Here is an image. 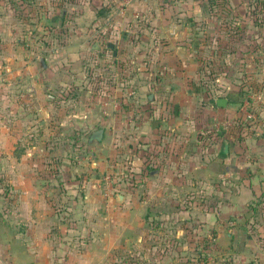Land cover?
I'll list each match as a JSON object with an SVG mask.
<instances>
[{
  "label": "rangeland",
  "instance_id": "rangeland-1",
  "mask_svg": "<svg viewBox=\"0 0 264 264\" xmlns=\"http://www.w3.org/2000/svg\"><path fill=\"white\" fill-rule=\"evenodd\" d=\"M62 1L66 6L56 0L57 9L48 15L43 28L34 25L33 20L36 18L28 16L20 8H17L18 13L15 10L13 14L18 24L17 29L11 31L9 41L12 46H17L21 56H30L28 64L32 74L29 71L27 73L28 76L33 75V78H5L0 70V118L2 126L16 138L13 143L2 146L0 153H12L13 158L30 153L22 161L23 166L34 168L36 180L48 185V200L55 206L59 216L64 214L61 210L63 201H74L77 204L82 202L83 194L87 192L84 187L87 178L89 183L98 185L99 192L94 194V199L112 196L116 200V195H124L128 186L131 188L132 198L144 196L139 191L138 184L146 176L130 175L132 173L124 165L127 137L122 123L125 124L128 105L126 98H135V95L125 94L123 88L127 84L126 78L135 74L138 65L142 72L158 71L155 66L157 63H152V43L156 39L158 42L163 39L152 37L153 8L169 6L174 2ZM184 1L181 0L180 3ZM193 1L203 8L201 13L191 16L189 20L184 15L173 19H179V23H188L199 31L198 34L188 31L183 36L194 41L196 38L192 36L197 35V44L189 41L186 47L181 38L175 43L187 48V58L192 59V70L195 73L191 77L179 76V81L177 79L175 82L184 84L183 92L193 98L190 104L183 103L182 106L170 105L171 102L167 100L161 101L160 106L156 103L155 108H149L150 117L154 119L158 116L156 119H160L165 114L193 121L202 117L204 123L193 134V141L187 145L184 153H198L200 156L210 153V144L223 134L231 138L228 140L223 137L231 146L236 139L242 141L259 137V141H252V144H257L254 153H264V104L255 91L259 82L253 78V69H264V13L260 10L254 12V0ZM68 3L90 9L93 17L83 21L77 28L80 13L69 12ZM133 3H146L148 11L140 15L129 11L128 8ZM22 4L25 2L22 1ZM259 5L264 6V2ZM234 8H237L235 12ZM61 9L64 11L61 12ZM6 17L5 14L0 15V20L3 22ZM118 19L126 26H137L132 33L115 30L113 27ZM166 20L169 21L170 17ZM206 23H210L209 31ZM76 31L78 39H81L80 44L78 41L74 43V40L72 45L64 42V39L68 40ZM127 36L133 42L131 50L137 49L134 40H140V49L144 55L140 63L135 58L130 62H124L123 56L112 58L111 52L115 49H109L108 43L114 41V38L124 39ZM141 36L150 41H142ZM119 49L121 55L125 49ZM40 57L44 61V68H41L38 60ZM176 66L179 69L181 64ZM175 82L172 81V88L178 91L179 84ZM31 85L36 87L40 101L51 107L47 120L40 119L29 108V97L23 98L27 87ZM214 98H225L227 104L234 107L231 110L233 116L227 118L226 115L227 119L223 121L220 115L219 121L216 115L206 112L204 108L209 102L213 104L211 108L215 111L221 112L226 107L217 108ZM243 100L248 101L249 108L256 115V121L244 118L240 109ZM144 103L149 105L145 99ZM255 103L260 104L261 107L258 108L261 110L255 107ZM132 105L130 119L135 122L138 120L137 113L142 109L135 110V102ZM160 112L162 113L157 115ZM96 131H99L98 140L92 137ZM136 144L135 139L133 146ZM8 163L9 161L4 169L10 166ZM193 183L191 189L175 193L169 192L170 188L166 191L160 188L148 194L143 211L145 229L140 233V241L137 242L134 238L124 247L117 246L107 264L225 263V258L217 250L216 230L211 219L207 223L202 218L203 214L210 218L217 216V198L221 184L216 178L208 181L193 180ZM231 183L233 185L226 186V189L233 188L234 183ZM69 185L78 187L70 192ZM155 186L151 184L152 189ZM9 194L5 177L0 173V216L9 214ZM54 253L50 264H63L62 252L54 250Z\"/></svg>",
  "mask_w": 264,
  "mask_h": 264
},
{
  "label": "crops",
  "instance_id": "crops-1",
  "mask_svg": "<svg viewBox=\"0 0 264 264\" xmlns=\"http://www.w3.org/2000/svg\"><path fill=\"white\" fill-rule=\"evenodd\" d=\"M22 1L25 4H22ZM55 1L0 0V15H7L3 22L0 20V70L3 71L5 78L9 76H22L21 78L26 80L33 78V75L28 76L32 74L28 64L30 56L26 54L21 56L17 46H12L9 41L11 31L16 30L18 24L17 18L13 16L15 10L20 8L28 16L36 18L33 20L34 25L43 28L48 15L57 9L58 4L55 5ZM60 1L65 7V2ZM180 2L181 0H174L169 6L153 8L152 37L163 39L161 42L156 39L152 43V63H157L155 66L158 71L142 72L138 65L135 74L126 78L127 84L123 88L125 94L135 95V98H126L128 105L125 124L122 123L127 137L124 165L134 176L140 174L146 176L139 180L141 184H138L139 191L144 196L132 198L131 188L128 186L124 195H116V200L112 196L94 199V194L99 192L98 185L89 183L90 180L87 178L88 180L84 181L87 192L83 194L82 202L77 204L71 200L63 201L61 210L64 214L59 216L55 206L48 200L50 192L48 185L36 180L34 168L23 166L22 161L26 160L30 153H23L17 158H13L12 153H0L2 155L0 173L5 177V184L10 192L9 214L0 216V264H50L51 256L55 254L54 250L62 252L63 264H107L117 246L124 247L134 238L137 242L140 241V233L145 229L143 211L148 194L160 188L164 191L170 188L171 193L191 189L193 180L208 181L211 178H216L221 184L217 198V216L210 218L203 214L202 218L207 223L210 219L212 221L216 230L215 242L218 253L225 258L223 264H264V153H254L257 144H252L256 140L259 141V137L246 138L242 141L236 139L231 146L224 139L231 138L223 134L210 144L208 148L210 153L201 155V158L198 153L184 151L193 141V134L204 123L202 117L195 121L165 114L160 119H156L158 116L154 119L150 117L149 108H155L156 103L160 106L161 101L167 100L171 102L170 105L182 106L183 103L190 104L193 98L186 96L183 92L184 84L178 82L179 76L185 78L195 75L192 70L193 61L187 58V48L175 43L181 38L182 44L186 47L189 41L197 44L199 38L197 35L192 36L196 38L194 41L183 36L184 34L186 36L188 31H193V34H198L199 31L188 23H179V19H173L184 15L186 20H189L191 16L195 17L201 13L203 8L193 0ZM261 2L264 0H254L255 13L258 10L264 13V6L259 5ZM145 4L133 3L128 10L138 15L144 14L148 11ZM67 8L69 12L80 13L77 28L83 21L93 17L90 9L80 5L68 3ZM236 10L237 8L233 9L234 12ZM63 11L64 9H61V12ZM167 17H170L169 21L166 20ZM206 25L209 31L210 23ZM136 26L135 24L126 26L118 19L113 28L132 33ZM72 40L74 43L77 41L81 43L77 31L68 40L64 39V42L72 45ZM141 40L150 41L145 36H141ZM132 45L133 42L128 36L124 39L114 38V41L108 43L109 49H115L111 52L112 58L123 56L124 62H130L135 58L140 63L144 56L140 49L142 47L140 40H134V45L137 46L135 51L133 48L130 49L134 47ZM119 48L125 49L121 55ZM38 60L41 68H44L43 59L40 57ZM180 64L181 67L178 69L176 65ZM253 70V78L259 82L255 91L259 95L258 99L264 104V69ZM28 71L31 73L28 74ZM172 81L179 84L178 91L172 88ZM25 93L23 98L29 97V100L25 99L29 108L34 110L40 119L47 120L51 107L48 103L40 101L36 87L28 86ZM144 99L149 105L144 103ZM133 102L137 103L135 110L142 109L137 113L138 120L135 122H131L130 119ZM207 105L205 111L216 115L219 121L221 117L224 121L226 115L227 118L233 116L231 110L234 107L227 104V101L225 108L214 103L217 108H223L221 112L213 110L211 102ZM256 106L258 108L260 104L255 103ZM260 107L258 109L261 110ZM2 125L0 118V148L7 143H13L16 139ZM135 139L137 144L133 146ZM8 161L10 166L4 169ZM231 181L234 183L233 188L226 189V186L233 185ZM152 183L156 185L154 189L151 187ZM68 187L72 192L78 186Z\"/></svg>",
  "mask_w": 264,
  "mask_h": 264
},
{
  "label": "built area",
  "instance_id": "built-area-1",
  "mask_svg": "<svg viewBox=\"0 0 264 264\" xmlns=\"http://www.w3.org/2000/svg\"><path fill=\"white\" fill-rule=\"evenodd\" d=\"M240 109L243 111L244 118L254 122L256 121V115L252 111V109L249 108V104L247 100H243L240 105Z\"/></svg>",
  "mask_w": 264,
  "mask_h": 264
},
{
  "label": "water",
  "instance_id": "water-1",
  "mask_svg": "<svg viewBox=\"0 0 264 264\" xmlns=\"http://www.w3.org/2000/svg\"><path fill=\"white\" fill-rule=\"evenodd\" d=\"M226 99L225 98H216L214 100V103L216 106L218 107H224L225 104H226ZM92 137H95V139H98L99 138V131H96L95 133L92 134ZM225 145H224V149H225Z\"/></svg>",
  "mask_w": 264,
  "mask_h": 264
},
{
  "label": "trees",
  "instance_id": "trees-1",
  "mask_svg": "<svg viewBox=\"0 0 264 264\" xmlns=\"http://www.w3.org/2000/svg\"><path fill=\"white\" fill-rule=\"evenodd\" d=\"M131 173H132V171H131ZM130 175H134V174L132 173V174H130Z\"/></svg>",
  "mask_w": 264,
  "mask_h": 264
}]
</instances>
